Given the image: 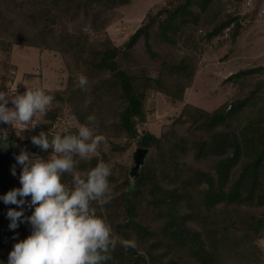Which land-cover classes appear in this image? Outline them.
<instances>
[{
  "label": "trees",
  "instance_id": "1",
  "mask_svg": "<svg viewBox=\"0 0 264 264\" xmlns=\"http://www.w3.org/2000/svg\"><path fill=\"white\" fill-rule=\"evenodd\" d=\"M217 1L166 0L118 46L107 26L132 0H0V90L17 69L11 63L15 46L58 53L68 72L64 88H44L55 99L43 123L19 134L6 125L0 136L7 134L5 146L15 157L18 147H28L47 159L51 149L34 146L33 135L64 128L74 134L95 115L94 128L105 140L96 155L75 158L76 170L86 172L99 162L111 166V201L94 207L115 235L136 244L118 243L106 264H264L258 245L264 239V112L242 120L258 92L211 112L186 103L159 136L141 130L151 114V92L184 103L203 47L227 30L233 40L240 35L239 17L219 12ZM256 72L243 70L232 78ZM81 74L88 78L86 91L78 86ZM68 114L76 126L63 125ZM132 146L148 150L134 182L129 176L134 163L121 161ZM8 166L10 191L21 187V166L16 159ZM62 181L71 184L72 175L64 174ZM6 193L0 187V196ZM9 208L20 210L0 200V251H7L0 264H7L14 244L32 230L26 220L10 229ZM31 212L26 204L25 217Z\"/></svg>",
  "mask_w": 264,
  "mask_h": 264
},
{
  "label": "clouds",
  "instance_id": "2",
  "mask_svg": "<svg viewBox=\"0 0 264 264\" xmlns=\"http://www.w3.org/2000/svg\"><path fill=\"white\" fill-rule=\"evenodd\" d=\"M88 83L85 75L78 76L82 90H87ZM54 99L42 87L27 88L23 94L0 90V123L13 128L21 126L23 131L34 129L43 123L41 118ZM95 122L93 114L74 134L64 128L33 135L34 146L45 152L51 149L47 159L25 149L15 157L21 166V187L8 191L0 200L20 208L19 211L9 208L7 212L10 229H16L26 220L32 230L25 239L14 244L7 264H106L113 259L112 252L118 243L125 248L136 246L134 240L115 235L112 225L98 215L94 207L111 201V166L99 162L86 172L76 170L75 158L88 159L105 140L96 133ZM7 139L6 133L0 136L4 146ZM64 174L72 175L71 184L62 181ZM12 175H16L15 166ZM26 204L32 209L28 217L24 215Z\"/></svg>",
  "mask_w": 264,
  "mask_h": 264
},
{
  "label": "rangeland",
  "instance_id": "3",
  "mask_svg": "<svg viewBox=\"0 0 264 264\" xmlns=\"http://www.w3.org/2000/svg\"><path fill=\"white\" fill-rule=\"evenodd\" d=\"M165 2L166 0H132L130 4L117 9L113 21L107 26V34L116 45H123L140 26L147 12L158 11L164 7ZM217 8L224 15L239 17L237 22L242 27L240 35L233 40L231 32L227 30L223 36L214 39L206 48L203 47L202 63L184 103H172L163 94L151 92L148 101L151 114L141 130L145 129L159 136L179 116L186 103L211 112L226 102L244 98L252 91H257L258 94L255 103L244 109L243 122L261 115L262 111L258 112L259 109L264 112V0H218ZM183 49L188 48L184 46ZM3 59L4 54L0 49V70ZM11 63L17 69H12L3 91L16 90L18 94H23L27 88L62 89L65 86L68 72L58 53L15 46ZM249 69H257L258 72L230 79L232 75ZM8 106L12 107L11 103ZM6 125L0 123V129ZM63 125L74 127L77 123L68 114ZM15 129L19 134L22 127L17 126ZM22 149L34 154L28 147H18L17 153L20 154ZM135 151L136 147L132 146L121 161L133 166ZM96 154L97 152L94 155ZM258 245L264 252V239L258 241ZM6 254V250L0 251L2 257Z\"/></svg>",
  "mask_w": 264,
  "mask_h": 264
},
{
  "label": "water",
  "instance_id": "4",
  "mask_svg": "<svg viewBox=\"0 0 264 264\" xmlns=\"http://www.w3.org/2000/svg\"><path fill=\"white\" fill-rule=\"evenodd\" d=\"M147 154V149L139 148L135 151L133 155L134 166L129 172L132 182L139 177L141 168L145 166ZM10 161H15L14 150L4 146V141L0 140V187L4 192H8L10 189V185L7 183L9 175L8 163Z\"/></svg>",
  "mask_w": 264,
  "mask_h": 264
},
{
  "label": "built area",
  "instance_id": "5",
  "mask_svg": "<svg viewBox=\"0 0 264 264\" xmlns=\"http://www.w3.org/2000/svg\"><path fill=\"white\" fill-rule=\"evenodd\" d=\"M36 127H37V126H36ZM36 127H35V128H36ZM35 128H34V129H35Z\"/></svg>",
  "mask_w": 264,
  "mask_h": 264
},
{
  "label": "crops",
  "instance_id": "6",
  "mask_svg": "<svg viewBox=\"0 0 264 264\" xmlns=\"http://www.w3.org/2000/svg\"><path fill=\"white\" fill-rule=\"evenodd\" d=\"M260 34V33H259Z\"/></svg>",
  "mask_w": 264,
  "mask_h": 264
}]
</instances>
